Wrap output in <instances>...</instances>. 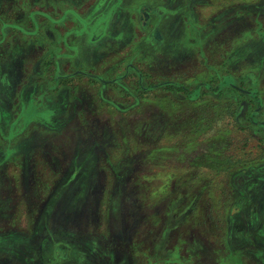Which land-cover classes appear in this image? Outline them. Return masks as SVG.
Listing matches in <instances>:
<instances>
[{"label":"rangeland","instance_id":"obj_1","mask_svg":"<svg viewBox=\"0 0 264 264\" xmlns=\"http://www.w3.org/2000/svg\"><path fill=\"white\" fill-rule=\"evenodd\" d=\"M17 1L6 0L8 18L26 11ZM20 1L25 5L27 0ZM42 4L30 9L38 13ZM21 25L27 27L25 21ZM153 72L146 67L152 79L142 85L131 79L122 83L126 90L83 78L77 87L83 98L81 121L61 133L18 128V138L32 137L43 146L34 152L17 142L13 150L21 152L13 155L14 162L27 152L52 154L55 149L68 171L72 157L93 158L85 169L81 164V177L69 186L75 197L71 190L66 193V211L56 217L67 233L64 243H83L81 264H264V211L251 221V230L235 227L264 204V128L253 123L264 120V85L257 104L244 97L238 106L234 100L221 104V85L154 87ZM232 86L227 90L235 93ZM198 88L201 94L194 96ZM198 94L202 97L194 99ZM219 104L224 108L217 109ZM255 107L263 108L257 119L246 114ZM18 166L13 164V171ZM21 166L32 171L35 165ZM35 183V189L38 185L46 192L56 180Z\"/></svg>","mask_w":264,"mask_h":264},{"label":"crops","instance_id":"obj_2","mask_svg":"<svg viewBox=\"0 0 264 264\" xmlns=\"http://www.w3.org/2000/svg\"><path fill=\"white\" fill-rule=\"evenodd\" d=\"M39 1L27 0L25 5L17 1L18 9L25 6L26 11L15 12V16L8 18L7 2L0 0L1 150L9 148L17 156L21 152L13 150L17 142H24V147L36 145L32 137L16 136L18 128L10 127L14 121L59 133L75 127L81 121L83 98L77 92L78 86L67 91L61 85L70 81L80 84L83 78L91 80L87 73L102 83L116 85L129 79L137 81L133 72L138 73L149 64V69L156 75L159 73V77L174 73L168 76L180 82L221 85V90H225L220 97L221 104L234 100L239 106L244 97H250L257 104L262 99L259 86L264 85V26L261 24L264 0H244L243 4L233 3L228 7H213V0H57L55 14L32 11L30 8ZM34 19L36 24L31 22ZM23 21L26 28L21 27ZM34 26L33 31H28ZM156 29L159 38L154 35ZM67 35L73 39V48L65 44ZM55 54L57 59L51 64L50 56L54 58ZM127 62L129 74L124 77ZM53 84L59 87L49 90L47 85ZM229 84L235 93L227 90ZM202 88L208 89L204 85ZM199 91L201 94V88L194 91V96ZM220 108L224 106L219 104L217 109ZM256 108L247 110L246 114L251 117L256 112L257 119L263 114V108L257 111ZM253 123L264 128V120ZM54 151L35 155L27 152L14 164H41L42 167L34 166L29 171V166H18L23 171L17 173L11 169L7 173L12 178V186L24 198L20 208L8 200L6 211L0 208V221H15L16 232L21 233L18 235H31L35 228L45 225L43 219L38 220L34 209L31 210L30 200L33 194L43 193L38 185V191L34 188L36 180H56L55 188L57 181L65 177L66 160ZM47 163L52 166L45 167ZM253 213L250 222L259 217ZM50 219L46 221L48 226L52 223ZM246 237L250 241V235ZM30 245L34 246L33 242ZM179 255L177 252L176 256Z\"/></svg>","mask_w":264,"mask_h":264},{"label":"flooded vegetation","instance_id":"obj_3","mask_svg":"<svg viewBox=\"0 0 264 264\" xmlns=\"http://www.w3.org/2000/svg\"><path fill=\"white\" fill-rule=\"evenodd\" d=\"M57 0H52V2L50 3V0H43V4H42V11L45 13L51 12L53 14H55V12L57 11V5L56 2ZM240 2V0H213L212 3L217 4L219 7H228L230 4L233 3H238ZM42 11H38L41 12ZM36 12V11H35ZM50 19L53 20V16H50ZM33 24L37 23L36 20L34 19L33 21H31ZM40 26V25H39ZM47 30V34H48ZM51 34L49 33V37L51 38L50 40H53L54 37L50 36ZM156 38H159V33L156 29L155 33H154ZM65 44L69 47V48H73V39L71 36H66L65 38ZM51 55L50 56V62L51 64H53L54 61H56L55 59H57L56 54L54 55V58ZM145 67L150 68V65L147 64ZM125 74L123 75L124 77L126 75L129 74V68H130V63L127 62L125 64ZM145 69H139L138 73L135 72L138 80L137 82L142 85L144 81H146V79H149L152 77V75H148L145 73ZM159 74V73H158ZM156 75L153 72V79H156L157 83H155V86L158 87H162L164 85H170V86H174V85H178L180 81H178L177 78L172 79L169 76L166 77V75H162V77H159V75ZM174 74V73H169V75ZM87 76H91L90 79L93 81H99L101 84L105 85V83H102L100 80H98L95 77H92L91 73H87ZM174 76V75H173ZM179 78V77H178ZM100 79V77H99ZM94 83V82H93ZM184 83V82H183ZM186 83V82H185ZM76 84V83H75ZM73 84L72 81L70 82H65L62 83L61 87L65 88L66 90L69 91L71 88H74L75 86H78V84ZM189 85H192L191 83H186ZM201 84V83H199ZM204 85H207L205 83H202V87ZM108 85V84H106ZM116 85H122V88L124 90H126V88L123 86V84H116ZM194 85V84H193ZM24 86V85H22ZM200 86V87H201ZM49 90H55L56 88L59 87L58 84H53V85H47ZM201 87V88H202ZM186 88V87H185ZM200 89V88H199ZM202 91V89H201ZM128 93V91H127ZM102 94V93H101ZM259 102V100H257ZM84 105V103H83ZM87 105H84V110H87ZM259 110V108H256V111ZM90 115H92L93 113H91V111L89 112ZM255 113H252L251 117L255 118ZM53 121V120H52ZM8 126V125H7ZM16 126V127H15ZM11 129L13 128H20L23 129L25 127H27L26 123L21 122L18 124V122L12 123V125H10ZM57 127V126H55ZM9 130V129H8ZM42 147L43 146V142L42 143H37L35 145V147H33V151H35V149L37 147ZM7 152L9 154H7ZM13 156V154H11V152L9 151V148L7 150H1L0 149V208L4 209L6 211V203L8 202V200H12V202H16L15 205H17V203L19 202V204H21V200L24 198V196H22V193L20 191H18V189H16V187L12 186V178L10 176L7 175V173L9 171H11L12 166L14 164V156L12 158L9 159L10 156ZM92 157H85V156H74L71 158L70 162H69V167H68V171L66 169V173H65V177L63 179H61L58 182V185L52 189V191L47 192V194H45V192H37L36 194L32 195V200H30V205H31V210L34 209L35 214H37L38 216V220L39 219H43L44 220V226H41V228L38 229H34V233L33 234H25V235H18L21 234L20 232H16L18 228V224H16L15 221L11 222L8 220H1L0 221V264H70V260H73L72 264H81L80 263V256L82 255L81 252V243H77L73 244L72 246L67 245L66 243H64L63 240H65L66 238V234L65 230L63 229V227L61 225H59L60 220L57 219L56 217L59 216V213H62L64 211H66V193L71 190V193L74 195L75 197V193L73 192L72 188L69 189L70 184L75 183V185L77 184V180L81 177L82 173L84 170H82L77 177V173L81 170V164L84 162V169L87 166L88 160L92 161ZM41 164H39L40 167ZM45 166V165H44ZM42 167V165H41ZM23 170H18L15 169L14 172L20 173ZM27 170H25L26 172ZM71 172H73L74 174H70ZM69 176V177H68ZM3 180H5L3 182ZM10 181L7 182V181ZM5 183V184H4ZM11 185V186H10ZM68 187V188H67ZM67 188V189H65ZM38 195V196H36ZM72 195V197H73ZM35 197V198H34ZM48 204H53L56 205L55 208L49 206ZM264 205V204H263ZM8 206H9V202H8ZM21 206V205H20ZM50 207V208H49ZM261 207V206H260ZM259 207V209H261ZM52 208V209H51ZM261 210H258V212H256V214L254 213V215H257L259 217H261ZM62 215V214H61ZM48 218H53L55 220V224L57 223L58 225L55 224H51L50 226L46 225V219ZM62 221H64L62 219ZM250 221L249 220H239L237 222V224L235 223V227H240V228H246L251 230L250 227ZM56 230V231H55ZM253 230V229H252ZM14 233V235H13ZM53 234L55 235V240L52 238ZM234 238H236V236H233ZM30 242H33V245L31 247ZM51 243L52 246H49V244ZM79 246V247H78ZM76 247H78V249H76ZM67 250L68 253L63 254V257H60L58 253H60L61 251ZM72 256V258H71ZM85 256V254H84Z\"/></svg>","mask_w":264,"mask_h":264}]
</instances>
